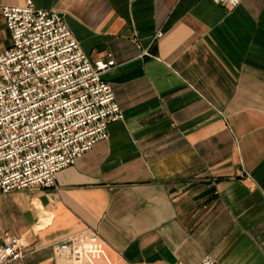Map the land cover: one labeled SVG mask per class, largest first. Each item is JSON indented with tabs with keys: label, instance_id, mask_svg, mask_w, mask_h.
<instances>
[{
	"label": "crops",
	"instance_id": "1",
	"mask_svg": "<svg viewBox=\"0 0 264 264\" xmlns=\"http://www.w3.org/2000/svg\"><path fill=\"white\" fill-rule=\"evenodd\" d=\"M30 1L114 61L122 119L53 187L0 194L25 245L8 264H86L56 243L87 227L112 264H264V0Z\"/></svg>",
	"mask_w": 264,
	"mask_h": 264
},
{
	"label": "built area",
	"instance_id": "2",
	"mask_svg": "<svg viewBox=\"0 0 264 264\" xmlns=\"http://www.w3.org/2000/svg\"><path fill=\"white\" fill-rule=\"evenodd\" d=\"M211 1L230 8L240 2ZM0 14L9 40L0 51V194L53 187L59 170L106 139L108 124L122 119L101 79L114 61L90 59L60 14L30 0L2 5ZM0 238V264L23 256L20 236L4 231ZM56 250L66 259L112 264L90 227L66 235ZM198 264L216 263L205 256Z\"/></svg>",
	"mask_w": 264,
	"mask_h": 264
},
{
	"label": "rangeland",
	"instance_id": "3",
	"mask_svg": "<svg viewBox=\"0 0 264 264\" xmlns=\"http://www.w3.org/2000/svg\"><path fill=\"white\" fill-rule=\"evenodd\" d=\"M5 35H7L6 30H5L4 33L0 31V40H3V37H4ZM6 44H7V45L9 44V40L6 42Z\"/></svg>",
	"mask_w": 264,
	"mask_h": 264
}]
</instances>
